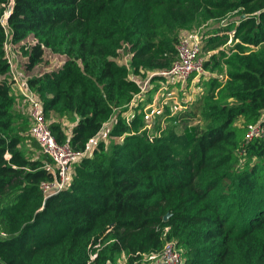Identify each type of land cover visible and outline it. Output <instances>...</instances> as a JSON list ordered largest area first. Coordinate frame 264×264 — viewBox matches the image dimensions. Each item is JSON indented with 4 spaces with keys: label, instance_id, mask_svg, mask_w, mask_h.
Wrapping results in <instances>:
<instances>
[{
    "label": "trees",
    "instance_id": "trees-1",
    "mask_svg": "<svg viewBox=\"0 0 264 264\" xmlns=\"http://www.w3.org/2000/svg\"><path fill=\"white\" fill-rule=\"evenodd\" d=\"M206 21L203 47L220 53L205 58V74L226 75L198 83L205 127L183 119L150 135L144 113L127 121L141 85L119 50L136 75L168 69L181 32ZM8 40L29 70L45 48L66 57L29 79L59 143L84 150L116 116L108 135L119 139L99 141L58 193L41 187L55 178L51 157L22 148L40 146L27 118H14ZM255 124L264 129V0H0V264H166L148 256L167 242L181 264H264V137L247 138Z\"/></svg>",
    "mask_w": 264,
    "mask_h": 264
},
{
    "label": "rangeland",
    "instance_id": "rangeland-1",
    "mask_svg": "<svg viewBox=\"0 0 264 264\" xmlns=\"http://www.w3.org/2000/svg\"><path fill=\"white\" fill-rule=\"evenodd\" d=\"M6 16H8L6 12ZM4 21L7 22V17H4ZM214 24L211 21H206L203 23L194 24L192 27L185 29L179 35V39L185 33H193L199 32L200 35H204L210 27ZM234 32H230V40L227 44V47L231 44L232 35ZM28 42L35 41L32 36H30L27 40ZM24 41V42H25ZM204 44H205V40ZM8 57L12 62V68H9V73L7 74L9 83L11 85V92L14 97V108L16 114L14 118H17V113L26 117L28 123L29 116L27 114V106L25 104H21V99L19 93L21 91V87H23L24 82H26V78L30 77H39L42 76L46 72L54 71L60 69L63 65L66 57L57 52L48 50L45 48V54L42 59V62L39 63L34 69H27V60L28 57L24 54L21 47L18 45H13L8 42ZM204 46V45H203ZM213 52L220 53L219 50H214ZM213 52L206 51L204 47L202 48L201 56L204 58H209L210 54ZM130 51L127 50L126 46H123L119 50V55L116 58L120 64H126L129 66V57L127 56ZM12 69V70H11ZM226 71L224 69L223 72L220 71H208L207 74L196 73L195 75H191L186 82H170L166 78H152L153 76L147 75H134L132 76L138 80V82L144 86L143 92L135 97L131 103L127 106V109L123 112V117L127 121L131 120L137 114L144 113L143 118L145 121V125L143 129H147L148 133L152 135L155 132L163 131L173 125L177 126V129L180 127L182 120H187L190 125L199 124L201 128L205 127V120L202 116L201 112V100L199 99L204 95L205 89L203 86H199L198 83H201L202 80L207 79L210 76H219L225 77ZM155 77V76H154ZM16 101V102H15ZM18 101V102H17ZM62 121L66 125L72 124L73 120L69 117H63ZM116 121V116L110 122V128ZM109 128V129H110ZM159 129V131H158ZM108 129H102L100 133L101 137L97 141H103L108 147L119 138L111 137L108 135ZM105 132V133H104ZM96 143V144H97ZM95 144V145H96ZM22 148L31 157H40L42 158L43 151L40 150L39 147L33 142V140H29L22 144ZM244 152V151H242ZM47 163L51 164L52 161H47ZM124 258L120 257L117 260V264H123ZM144 264H147L144 262Z\"/></svg>",
    "mask_w": 264,
    "mask_h": 264
},
{
    "label": "built area",
    "instance_id": "built-area-1",
    "mask_svg": "<svg viewBox=\"0 0 264 264\" xmlns=\"http://www.w3.org/2000/svg\"><path fill=\"white\" fill-rule=\"evenodd\" d=\"M4 23L6 24V20ZM8 42L10 43L8 40L5 43L4 48L9 66L12 68L13 64L8 57ZM203 45L204 41L199 32H187L181 37L177 44V59L170 68L148 72L141 70V74L138 76L143 74L147 75V77L160 75L165 77L170 82L184 83L194 73L203 74L205 73L203 68L205 58L200 55ZM129 55L130 53L127 56L129 57ZM128 67L131 69L130 77L134 78L132 76L134 73L130 66V62ZM29 79L30 77L26 78V82H24L23 87H21L19 96L21 104H25L27 106V114L31 123V136L38 142L41 150L52 159V163H47L46 167L54 172L55 178L53 181L41 183L44 193L46 195H50L60 192L69 185L74 165L84 156L92 154L96 146L95 144L101 137L100 133L102 132V129H109L111 121L104 125L98 136L93 138L84 150H75L68 142L59 143L49 128V120L45 117V103L40 94L37 93L29 84ZM135 80L138 81L137 79ZM143 90L144 86L141 85V92L135 97L139 96ZM253 136L264 137V129L259 124L249 126L247 138L251 139ZM148 259L156 262H164L166 264H181L182 262L181 254L177 249H175L173 242H167L161 254L152 253L148 256Z\"/></svg>",
    "mask_w": 264,
    "mask_h": 264
},
{
    "label": "water",
    "instance_id": "water-1",
    "mask_svg": "<svg viewBox=\"0 0 264 264\" xmlns=\"http://www.w3.org/2000/svg\"><path fill=\"white\" fill-rule=\"evenodd\" d=\"M12 9H13V2H11L8 6V9H7V14L9 15L11 12H12ZM169 216V214H166L165 215V219Z\"/></svg>",
    "mask_w": 264,
    "mask_h": 264
},
{
    "label": "crops",
    "instance_id": "crops-1",
    "mask_svg": "<svg viewBox=\"0 0 264 264\" xmlns=\"http://www.w3.org/2000/svg\"><path fill=\"white\" fill-rule=\"evenodd\" d=\"M29 140H32V139H29ZM29 140H28V141H29Z\"/></svg>",
    "mask_w": 264,
    "mask_h": 264
}]
</instances>
